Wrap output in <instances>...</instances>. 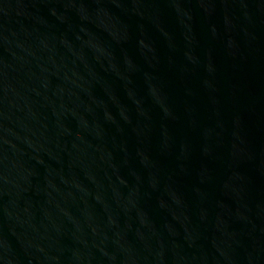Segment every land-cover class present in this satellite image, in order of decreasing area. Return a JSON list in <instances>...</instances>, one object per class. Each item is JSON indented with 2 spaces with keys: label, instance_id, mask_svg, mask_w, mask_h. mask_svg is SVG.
I'll use <instances>...</instances> for the list:
<instances>
[{
  "label": "water",
  "instance_id": "obj_1",
  "mask_svg": "<svg viewBox=\"0 0 264 264\" xmlns=\"http://www.w3.org/2000/svg\"><path fill=\"white\" fill-rule=\"evenodd\" d=\"M0 264H264V0H0Z\"/></svg>",
  "mask_w": 264,
  "mask_h": 264
}]
</instances>
